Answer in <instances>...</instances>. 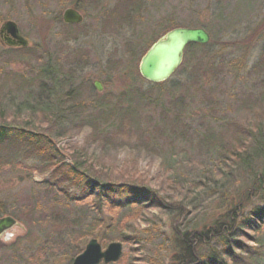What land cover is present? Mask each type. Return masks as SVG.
Masks as SVG:
<instances>
[{
	"label": "rangeland",
	"instance_id": "374dc122",
	"mask_svg": "<svg viewBox=\"0 0 264 264\" xmlns=\"http://www.w3.org/2000/svg\"><path fill=\"white\" fill-rule=\"evenodd\" d=\"M134 3L141 5L135 13ZM122 6L125 13L116 18ZM68 7H77L84 21L73 27L65 24L62 13ZM7 19L17 22L36 54L45 53V59H54L62 71H73L72 77H62L66 80L62 93L70 86L81 89V107L73 112L67 99L54 120L16 108L5 95V88L14 86L4 83L6 75L28 78L43 61L3 54L6 46L0 40V124L27 126L54 138L64 170L58 175L41 172L36 156L0 170V218L12 215L17 220L0 235V264H72L91 238L104 249L113 241L123 244L121 258L111 264L166 260L171 255V227L191 219L200 227L218 204L202 188L197 192L203 174L213 172L217 159L193 141L186 124L205 128L215 121L220 127L225 117H231L244 130L252 124L247 121L255 117L252 114L264 108V0H0V25ZM174 26H208L226 44L221 57L235 64L230 75L213 82L217 84L212 93L198 87L210 101L200 91L198 99L188 96L191 119L180 126L188 134L179 132L180 138L156 131L153 139L143 135L142 128L151 129L148 118H159L154 107L141 106L139 131L128 132L124 126L112 137L81 123L94 104H115L120 93L132 87L149 90L152 97L159 94L166 102L177 95L167 84H150L138 70L148 48ZM97 80L102 91L94 85ZM199 86L205 89L209 81ZM13 96L19 102L25 94ZM222 131L228 140L233 138L230 130ZM75 161H82L85 177L69 173ZM91 180L113 188L136 186L140 194L131 203L126 202L131 197L127 194L105 197ZM145 190L151 192L149 198L139 203ZM152 196L163 201L164 208L154 206ZM178 206L187 215L172 218L167 210ZM245 233L242 241L256 247L254 237L264 238V226Z\"/></svg>",
	"mask_w": 264,
	"mask_h": 264
},
{
	"label": "trees",
	"instance_id": "16d2710c",
	"mask_svg": "<svg viewBox=\"0 0 264 264\" xmlns=\"http://www.w3.org/2000/svg\"><path fill=\"white\" fill-rule=\"evenodd\" d=\"M140 7L141 5L134 3L133 12L135 13ZM122 8V11L115 12L116 18H121L120 12L125 13L126 8L124 6ZM175 27L177 26L170 27L168 30ZM206 29L211 34V41L208 44L187 46L184 62L176 71V77L160 83L150 82L159 87L167 84L169 90L178 92L176 96L166 102L159 94L152 97L148 93L149 90L140 91L138 87H132L120 93L115 104L107 105L102 102L94 104L90 115L81 117V123L91 124L96 132L112 137L116 130L121 132L124 126L128 132L133 131L134 128L139 131L142 108L154 107L158 108L159 118L157 120L148 118L147 122L151 129L142 128L143 135H149L153 139L156 131L165 136L170 132L174 137H180L179 132L182 135L188 134L187 130L184 132L180 129L181 124L184 125L185 121L191 119L188 110L191 103L188 102V96L200 98L198 87L212 93L217 84L213 82L230 75L235 66L232 61H226L221 57L222 48L226 47L225 42L218 39L211 28L207 26ZM128 50L130 51V47ZM132 50L133 47H131ZM262 53L264 56V50ZM3 54L20 56L32 61L35 59L43 61L42 67L28 78L22 79L19 76L11 78L6 75L4 83L6 85L12 83L14 86L4 87L5 95H10L9 101L15 104L16 108L29 109L33 115L41 114L45 120H54L57 116L59 117V112L64 109V101L68 99L72 102L73 112H80L76 108L81 107H79L81 101L78 100L81 89L70 86L68 92L62 93L63 82L66 81L62 77H72L73 71L69 73L62 71L54 59L51 57L45 59L42 55L45 53L36 54L34 47H5ZM204 81H209V86L205 89L199 86ZM15 93L25 94L24 101L18 102V96H13ZM125 96L131 100H124ZM203 96L206 97L204 94ZM206 98L210 101L209 95ZM252 115L255 117H250V121L247 120L252 124L244 130H241L242 123L231 117H225L220 127L216 126L217 122L213 118L215 124L210 123L205 128L200 125L191 127L186 124V128L191 129L190 135L194 138L193 141L197 140L217 159L218 163L214 165L213 172L211 171L210 175L203 174V179H200L197 184L199 188L197 192H201L202 188L209 198L218 199V204L209 218L202 221L200 227L195 225L194 219L184 226L171 227L170 243H168L171 246L168 253L171 255L166 260L159 258V264H264V238L254 237L256 247H249L242 241V238L246 236V230L257 232L264 226V108ZM217 128L230 130L232 134L234 133L233 138L228 140L227 133ZM37 131L27 126L0 124V170L19 159L36 156L41 162L42 167L39 168L41 172L51 171L53 175L64 173L61 167L63 158L53 143L54 138ZM85 169L82 161H75V164L68 168L69 173L80 177L87 175ZM90 182L93 183V180ZM93 186L94 189L98 188L99 194L105 197L116 192L131 195L128 199L126 198L128 203L138 198L140 194V189L132 185L127 187L118 185V188H113L95 181ZM141 192L139 203L147 200L148 194L151 193L148 190ZM149 200H152L154 206L164 208L163 201H158L154 196ZM167 211L172 218L187 215L182 206L173 207Z\"/></svg>",
	"mask_w": 264,
	"mask_h": 264
},
{
	"label": "water",
	"instance_id": "95a60500",
	"mask_svg": "<svg viewBox=\"0 0 264 264\" xmlns=\"http://www.w3.org/2000/svg\"><path fill=\"white\" fill-rule=\"evenodd\" d=\"M81 1V0H78ZM63 19L69 24L81 23L83 15L76 8H66ZM0 37L8 46L28 47L29 40L21 33L18 24L13 20L5 21L0 27ZM210 33L204 27H175L160 37L142 56L139 69L144 78L159 83L169 79L183 63L186 47L189 44H207ZM99 91L103 90L100 81L95 82ZM17 224L13 216L0 218V235ZM123 252V244L114 241L103 249L97 238L87 243L84 251L77 255L72 264H106L117 262Z\"/></svg>",
	"mask_w": 264,
	"mask_h": 264
}]
</instances>
